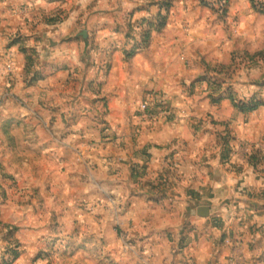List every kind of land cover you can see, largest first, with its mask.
<instances>
[{
    "label": "crops",
    "instance_id": "0c3cea01",
    "mask_svg": "<svg viewBox=\"0 0 264 264\" xmlns=\"http://www.w3.org/2000/svg\"><path fill=\"white\" fill-rule=\"evenodd\" d=\"M136 3L0 0V221L16 230L14 264H264V160L244 147L260 134L232 136L230 101L185 86L231 50L185 31L178 6L144 44L124 16ZM161 98L169 116L140 123L139 104Z\"/></svg>",
    "mask_w": 264,
    "mask_h": 264
},
{
    "label": "rangeland",
    "instance_id": "374dc122",
    "mask_svg": "<svg viewBox=\"0 0 264 264\" xmlns=\"http://www.w3.org/2000/svg\"><path fill=\"white\" fill-rule=\"evenodd\" d=\"M136 1L120 0L124 6L137 5ZM144 1L146 2V8L141 6L137 9L132 8L124 15L134 26L133 31L140 32L141 36L150 28L149 23L154 26L159 25V17L165 19L166 26L171 11L178 6L182 8L181 17L183 19L181 22L183 26H186L185 31L190 26L193 27L192 33L195 32V27L197 29L201 28V30L199 29L200 33L208 41H214L220 48L227 46L226 53L231 50L228 55L229 63L215 65L214 67H208L201 63V66L209 72L205 71V75H199L197 85L189 84L185 86L188 88H205L206 93H209V100L213 104H217L224 99L229 100L231 103V135L237 136L238 132L250 129L252 132L260 134V141L257 143L251 142L250 146H246V143L244 147L252 149L258 144L259 149L256 147L253 149L255 153L257 152L254 153V160H264L259 156V152L263 154L261 150L264 151V0ZM167 4L168 6H166ZM143 8L145 9L143 10ZM141 11H149L153 14L149 13L150 15H145L143 19L136 20L134 23L132 21L134 16ZM139 29L140 31H138ZM210 74L213 75L210 76ZM7 78L9 83L14 80V68L12 79H9L8 72ZM147 102L150 103V109L156 115L163 110L160 108V99L159 102L156 101L154 104L150 101ZM256 104H258V107L252 109ZM165 106H167L166 103ZM138 114L140 116L137 111V119ZM163 117L165 118V116L160 118ZM157 122L144 124L154 125ZM231 139L235 138L231 137ZM15 231V228L6 227L0 221V264L11 261L12 252L21 255L20 245L13 237Z\"/></svg>",
    "mask_w": 264,
    "mask_h": 264
},
{
    "label": "built area",
    "instance_id": "2783aa9c",
    "mask_svg": "<svg viewBox=\"0 0 264 264\" xmlns=\"http://www.w3.org/2000/svg\"><path fill=\"white\" fill-rule=\"evenodd\" d=\"M7 72L9 79H12V73H13V67L11 64L7 65ZM160 108L163 110L160 112V114H155L150 109V103L145 101L139 105L138 112L140 113V116L138 114V119L141 123H147V122H157L161 116H169V110L167 109V106H165L164 99H160ZM166 107V108H165Z\"/></svg>",
    "mask_w": 264,
    "mask_h": 264
},
{
    "label": "trees",
    "instance_id": "16d2710c",
    "mask_svg": "<svg viewBox=\"0 0 264 264\" xmlns=\"http://www.w3.org/2000/svg\"><path fill=\"white\" fill-rule=\"evenodd\" d=\"M166 6H168V4ZM158 21H160V22H159V25H157V26H154L152 23L148 24L150 28L142 35V40H143L144 44L149 41V38H150L152 32H159L162 30V28L165 27V19L164 18L159 17ZM257 107H258V104H256L254 106V108H252V109H256ZM250 110H251V108H250ZM11 255H12L11 261H9L5 264H13L19 258L20 253L12 252Z\"/></svg>",
    "mask_w": 264,
    "mask_h": 264
},
{
    "label": "water",
    "instance_id": "95a60500",
    "mask_svg": "<svg viewBox=\"0 0 264 264\" xmlns=\"http://www.w3.org/2000/svg\"><path fill=\"white\" fill-rule=\"evenodd\" d=\"M208 215H209V209L207 208V207H201L200 209H199V216L200 217H208Z\"/></svg>",
    "mask_w": 264,
    "mask_h": 264
}]
</instances>
